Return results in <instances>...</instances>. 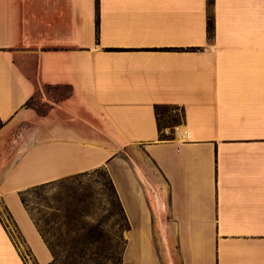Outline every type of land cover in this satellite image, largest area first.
I'll return each instance as SVG.
<instances>
[{
    "label": "crops",
    "instance_id": "obj_1",
    "mask_svg": "<svg viewBox=\"0 0 264 264\" xmlns=\"http://www.w3.org/2000/svg\"><path fill=\"white\" fill-rule=\"evenodd\" d=\"M212 15L209 37L206 0H0V264L53 260L21 192L99 167L121 264H264V0ZM155 105L183 109L169 140Z\"/></svg>",
    "mask_w": 264,
    "mask_h": 264
},
{
    "label": "rangeland",
    "instance_id": "obj_2",
    "mask_svg": "<svg viewBox=\"0 0 264 264\" xmlns=\"http://www.w3.org/2000/svg\"><path fill=\"white\" fill-rule=\"evenodd\" d=\"M43 91L47 96L60 98L68 92V89L43 86ZM29 105L35 107L41 114L46 111L45 103H41L40 93L35 96ZM176 114L180 115V112ZM161 128L165 134L170 133L168 132L169 127H164V123H162ZM69 186L74 188V194H71L65 201L72 203L75 209L80 208L76 210L82 211L85 215L81 218L77 217L72 222L71 226L74 227V230H71L68 220L61 213L54 210L61 204L54 199L57 196H62L58 188L49 189L38 198L33 194L26 195L28 204L31 207H35L37 203H42L44 199L52 206V209L45 211L48 213V218L52 219V222L45 228L47 236L53 244H57L61 239L65 244L64 256H60V259L53 264H120V256L126 236V222L113 197L104 169L99 167L91 170L85 176L77 178ZM155 209L157 211V207ZM0 214H2L13 236L20 240L1 203ZM63 222L66 224H63ZM83 225L95 228V236L89 250L85 251L83 258L78 261L77 253L79 249L74 248V241L84 233L81 229ZM160 248L159 246V250ZM56 250L60 253L61 248L56 247ZM24 255L29 264H35L27 251Z\"/></svg>",
    "mask_w": 264,
    "mask_h": 264
},
{
    "label": "trees",
    "instance_id": "obj_3",
    "mask_svg": "<svg viewBox=\"0 0 264 264\" xmlns=\"http://www.w3.org/2000/svg\"><path fill=\"white\" fill-rule=\"evenodd\" d=\"M207 1V35L210 37L213 34V15H212V6H213V0H206ZM96 36L98 34V25H99V17L97 15L96 17ZM195 48H193L194 50ZM31 101L27 102L26 105L30 106ZM180 112V115H177L176 113ZM173 113V114H172ZM154 114H155V119L157 122V126H158V131H159V139L160 140H169L172 138L171 132L173 130V127L182 123L183 119H184V113H183V109L174 106V105H155L154 106ZM162 123H164V127H169L170 133L169 134H165L162 131L161 125ZM2 125V122L0 120V127ZM105 171V174L108 178V181L110 183V189L112 191L113 197L116 200V204L123 216L124 221L126 222V230L129 228V223L128 220L125 216V213L123 211L122 205L120 203V200L118 198V195L116 193V190L114 188V185L107 173V171L105 170L104 167H102ZM87 172H82V173H78L75 175H71V176H67L58 180H54V181H49L46 183H41L35 186H32L28 189H26L25 191L20 193V199L23 203V205L25 206L26 210L28 211L29 215L31 216L34 224L36 225L38 232L40 233L41 237L43 238L45 244L47 245V247L49 248V250L52 253L53 256V260L51 263L49 264H53L56 261H58V259H60V256H64L63 255V251H64V243L63 240H59V242L57 244H53L46 233L45 228L49 225L50 222H52L51 218H48V213L45 212L47 209H52V206L48 203V201H46L45 199L42 200V203H37L35 207H31L28 204V201L26 199V195L27 194H33L35 195V197H40V195L44 192H46L49 189L52 188H58L60 190V195L62 196H57L56 198H54L58 203H61L58 207L54 208V210H56L57 212L61 213L62 216L68 220L69 225L71 226L72 222L76 220L77 217H83L85 216L84 213L80 210H76V209H80V208H74L72 203L67 202L65 200H67V198H69V196L71 194H74V188L72 186H69V184H72L73 181H75L77 178L81 177V176H85L87 174ZM69 183V184H67ZM81 202V201H80ZM83 202V201H82ZM8 215V214H7ZM9 216V215H8ZM10 219V217H9ZM63 224H66L65 222H63ZM7 225V224H6ZM81 229L83 230V234H81L78 238L75 239L74 241V248H78L79 251L77 253L78 255V261L83 258V254L85 251L89 250L90 245H92V241L94 239L95 236V228L93 227H88V226H82ZM71 230H74V227L71 226ZM124 246H125V242H124ZM123 246V249H124ZM56 247L61 248L60 253L56 250ZM123 252V250H122ZM122 255V253H121ZM23 258L25 259V255H23ZM66 259V258H64ZM26 260V259H25ZM63 262H65V260H63ZM77 262V261H76ZM66 263V262H65ZM120 264H121V256H120Z\"/></svg>",
    "mask_w": 264,
    "mask_h": 264
}]
</instances>
